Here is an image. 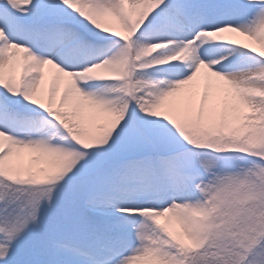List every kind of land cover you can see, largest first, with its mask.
<instances>
[{
    "label": "snow or ice",
    "instance_id": "1",
    "mask_svg": "<svg viewBox=\"0 0 264 264\" xmlns=\"http://www.w3.org/2000/svg\"><path fill=\"white\" fill-rule=\"evenodd\" d=\"M0 264H264V0H0Z\"/></svg>",
    "mask_w": 264,
    "mask_h": 264
}]
</instances>
